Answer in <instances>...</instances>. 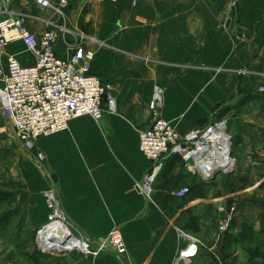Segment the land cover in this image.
Segmentation results:
<instances>
[{
	"label": "crops",
	"instance_id": "obj_1",
	"mask_svg": "<svg viewBox=\"0 0 264 264\" xmlns=\"http://www.w3.org/2000/svg\"><path fill=\"white\" fill-rule=\"evenodd\" d=\"M231 1L69 0L70 32L58 38L55 51L64 59L77 45L94 51L93 72L109 83L117 112H105L99 121L76 118L68 130L42 137L26 151L0 110V133L11 131L0 136L1 152L11 163L0 172V193H16L13 215L37 233L49 222L46 194L52 191L73 228L96 240L119 227L128 253L120 258L110 252H45L44 264H174L189 243L181 231L203 242L188 264H264V99L256 92L264 82V0H238L234 10ZM6 7L24 14L39 35L60 22L36 0H0V15ZM237 33L252 34L258 53ZM8 55L24 65L35 62L22 41L4 48L0 65ZM155 88L163 93V117L181 134L228 120L236 162L227 167L235 165L231 173L207 181L206 169H187L173 155L149 202L135 184L150 164L139 130L150 125ZM195 175L201 179L196 194L169 197ZM231 203L237 204L236 217L219 238L221 206Z\"/></svg>",
	"mask_w": 264,
	"mask_h": 264
},
{
	"label": "built area",
	"instance_id": "obj_2",
	"mask_svg": "<svg viewBox=\"0 0 264 264\" xmlns=\"http://www.w3.org/2000/svg\"><path fill=\"white\" fill-rule=\"evenodd\" d=\"M36 1L43 8L52 9L60 20L53 22L41 35L28 27L24 14L6 7V14L0 15V55L9 43L22 41L35 58L33 64L24 65L14 55H8L6 65H0V110L14 128L18 147L26 151L32 150L38 139L68 130L76 118L87 115L99 121L105 112H117V100L109 83L93 72L94 51L77 45L68 59L60 57L55 51L58 38L70 32L66 14L69 0H60L58 5L51 4L49 0ZM97 1L117 3L121 0ZM236 2L234 0L233 3ZM148 106L151 121L147 128L139 130V146L150 164L135 188L149 202H153L155 182L169 158L179 155L185 168L193 170L192 164L197 161L208 162L217 157L225 143H230L231 150L232 137L226 119H217L204 128L181 134L173 122L163 117L164 97L158 88L154 89ZM230 156L236 162L233 155ZM38 159L44 160V154L39 153ZM190 192L188 186L173 188L169 197L182 200ZM46 195L51 202L49 222L55 221L59 224L58 230H64L66 250H77L93 257L110 252L122 258L128 253L119 227H114L100 239L92 240L73 228L52 191ZM221 211L219 238L232 226L237 205L233 203L228 208H221ZM44 227L38 231L39 245L44 241L41 235ZM180 234L189 243L180 250L174 264H179L180 259L187 264L198 254L203 242L182 231ZM72 241L75 244L69 246Z\"/></svg>",
	"mask_w": 264,
	"mask_h": 264
},
{
	"label": "rangeland",
	"instance_id": "obj_3",
	"mask_svg": "<svg viewBox=\"0 0 264 264\" xmlns=\"http://www.w3.org/2000/svg\"><path fill=\"white\" fill-rule=\"evenodd\" d=\"M103 2V1H100ZM110 2V1H109ZM234 0H232L231 3V9L234 10L238 6V0L234 4ZM239 39L245 40L247 42L252 41L253 44L256 47V52L260 49L258 46V41H255L252 38V34H244V33H237ZM249 39V40H248ZM258 53V52H257ZM234 66V65H233ZM217 68V67H216ZM223 69L227 70H233L232 67H221ZM234 71L240 73L242 71H248L245 68L244 69H234ZM257 95L264 99V82L259 84L256 87ZM245 103L249 104L250 101L248 98L245 100ZM228 121V120H227ZM229 132V129H228ZM11 134V131L9 128H7V132L0 133V136ZM1 139V137H0ZM36 144V143H35ZM2 142L0 141V148H1ZM17 146V145H16ZM35 148V146H34ZM33 148V149H34ZM39 154V153H38ZM37 154V158H38ZM234 157V156H233ZM235 158V157H234ZM43 161V160H42ZM10 161L7 158L6 155L1 152L0 149V172H3L4 168L8 169ZM227 173L220 172L216 175L215 179L218 177H221ZM6 179V178H5ZM1 180V178H0ZM9 180V179H7ZM12 180V179H11ZM10 180V181H11ZM201 179L199 176L195 175L191 178L190 184L187 185L189 188H192V186H196ZM9 181V182H10ZM8 188H12L11 184H6ZM184 187V186H182ZM181 188V187H176ZM15 193V192H14ZM0 198V264H44L45 258L47 254L45 251H43L39 247V242L37 239L38 231H36L29 227V226H23L21 216L20 215H13V209H14V201L17 199L14 195ZM16 194V193H15ZM233 203L229 205H222L221 208H228ZM237 205V204H236ZM222 212L220 211V214ZM237 214V212H236ZM236 217V215H235ZM234 217V219H235ZM3 220V221H2ZM234 222V221H233ZM220 223V221H219ZM218 223V234L220 233V224ZM233 224V223H232ZM232 227V226H231ZM230 227V229H231ZM230 229L223 234L224 236L230 231ZM60 250V249H59Z\"/></svg>",
	"mask_w": 264,
	"mask_h": 264
},
{
	"label": "bare ground",
	"instance_id": "obj_4",
	"mask_svg": "<svg viewBox=\"0 0 264 264\" xmlns=\"http://www.w3.org/2000/svg\"><path fill=\"white\" fill-rule=\"evenodd\" d=\"M217 157L214 159L206 162V161H197L196 164H192L191 169L197 168L198 170H205L207 173H212V171H215L216 168H226L233 165L234 160L230 156V143H225V146L223 147V150L218 152ZM59 224H57L55 221H51L47 223L44 227V231L41 232V235L43 236V244L45 247H53L55 249L64 250L66 249V244L63 242L65 240V234L64 230L59 231L58 230ZM54 236H58L56 238H53ZM60 236V237H59ZM75 244V241H72L69 246H72ZM188 264V263H187Z\"/></svg>",
	"mask_w": 264,
	"mask_h": 264
},
{
	"label": "water",
	"instance_id": "obj_5",
	"mask_svg": "<svg viewBox=\"0 0 264 264\" xmlns=\"http://www.w3.org/2000/svg\"><path fill=\"white\" fill-rule=\"evenodd\" d=\"M230 154H232V151L230 150ZM234 168H235V165L232 167V168H216V170L215 171H212V173H209L208 175H205L204 174V176H205V179L207 180V181H210V180H213L215 177H216V175L218 174V173H220V172H225V173H231L233 170H234ZM195 172H201L200 170H198V169H193ZM202 173V172H201ZM39 247L43 250V251H45V252H70V250H66V249H64V250H59V249H55V248H53V247H51V246H47V247H45V245H39ZM179 264H185V260L184 259H180L179 260Z\"/></svg>",
	"mask_w": 264,
	"mask_h": 264
},
{
	"label": "trees",
	"instance_id": "obj_6",
	"mask_svg": "<svg viewBox=\"0 0 264 264\" xmlns=\"http://www.w3.org/2000/svg\"><path fill=\"white\" fill-rule=\"evenodd\" d=\"M164 170V169H163ZM162 173V172H161ZM191 189V192L189 193V195L188 196H192V194L193 193H195L196 194V190H195V188L193 187V188H190ZM13 193L14 192H1L0 193V198H3V197H8V196H12L13 195ZM14 195L16 196V194L14 193ZM187 196V197H188ZM194 196V195H193ZM186 197V198H187ZM3 221V220H2Z\"/></svg>",
	"mask_w": 264,
	"mask_h": 264
}]
</instances>
